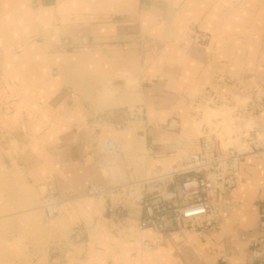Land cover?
I'll return each instance as SVG.
<instances>
[{
    "label": "crops",
    "instance_id": "1",
    "mask_svg": "<svg viewBox=\"0 0 264 264\" xmlns=\"http://www.w3.org/2000/svg\"><path fill=\"white\" fill-rule=\"evenodd\" d=\"M206 90L258 139H236L246 150L235 186L218 195V228L155 233L126 196L88 195L200 154L209 118L194 114ZM0 125L30 185L61 201L33 264H264V245L252 255L264 201V0H0ZM104 138L119 141L115 160ZM146 189L174 193L168 180Z\"/></svg>",
    "mask_w": 264,
    "mask_h": 264
},
{
    "label": "built area",
    "instance_id": "2",
    "mask_svg": "<svg viewBox=\"0 0 264 264\" xmlns=\"http://www.w3.org/2000/svg\"><path fill=\"white\" fill-rule=\"evenodd\" d=\"M192 36L199 42L205 43L208 37L202 32L192 30ZM201 103L208 107L220 106L223 99L206 90L201 97ZM195 112L196 118L203 114V108ZM124 115L132 119L134 110H126ZM127 120V121H128ZM125 121L123 124H126ZM208 134H204L203 151L200 154L185 156L180 169L166 172L164 169H156L155 175H149L143 180H131L127 184H98L91 185L89 196L122 194L143 209V217L140 222L142 229H151L155 233H163L174 227L176 229H188L197 233L218 228L226 213L217 207V199L220 193L226 194L236 184L239 176V161L242 153L235 148L218 150L212 143ZM99 149L108 154L110 160H115L122 149L119 141L114 138H104ZM168 180L174 186L171 198H150L147 193V185L151 182ZM41 208L47 218L52 219L60 214V198L51 195L40 186ZM259 238L252 255L255 258L262 256L259 246L264 245V201L259 204ZM142 245L151 248V244L145 240Z\"/></svg>",
    "mask_w": 264,
    "mask_h": 264
},
{
    "label": "rangeland",
    "instance_id": "3",
    "mask_svg": "<svg viewBox=\"0 0 264 264\" xmlns=\"http://www.w3.org/2000/svg\"><path fill=\"white\" fill-rule=\"evenodd\" d=\"M204 109L205 116L209 118L204 120L208 129L206 134L212 143L221 150L235 148L240 152L245 151L235 145L241 144L236 140L241 133H237L235 125L245 120L229 118L232 112L227 105ZM245 134L240 135L241 141L258 142L256 132L248 131ZM13 142L12 133L0 125V264H33L36 256L49 246L44 241L46 225L57 217L49 219L45 216L41 208L40 189L31 186L14 165Z\"/></svg>",
    "mask_w": 264,
    "mask_h": 264
},
{
    "label": "bare ground",
    "instance_id": "4",
    "mask_svg": "<svg viewBox=\"0 0 264 264\" xmlns=\"http://www.w3.org/2000/svg\"><path fill=\"white\" fill-rule=\"evenodd\" d=\"M209 109H212V108H209ZM205 111H206V109H204V111H203L204 113L201 115V117H200V118H197V121H198V120H201V119L203 118V116H204V114H205ZM230 117L233 118V115H232L231 113L229 114V118H230ZM234 118H235V117H234ZM239 120L242 121V119H239ZM244 122H245V121H244ZM244 122H242L241 124H236V125H235V126H236L235 129H236V131H237L238 134H240V133H241V134H242V133H245V132H244ZM149 175H150V174H149Z\"/></svg>",
    "mask_w": 264,
    "mask_h": 264
}]
</instances>
